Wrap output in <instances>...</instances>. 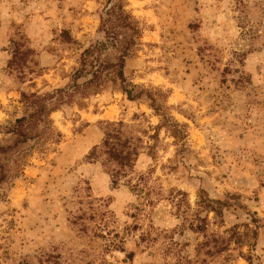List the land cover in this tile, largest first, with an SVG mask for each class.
<instances>
[{"label": "rangeland", "instance_id": "374dc122", "mask_svg": "<svg viewBox=\"0 0 264 264\" xmlns=\"http://www.w3.org/2000/svg\"><path fill=\"white\" fill-rule=\"evenodd\" d=\"M106 2L0 0V145L26 114L24 94L72 83L104 38ZM126 10L142 31L126 85L142 96L110 82L75 94L23 167L5 163L0 264H264V0H126ZM108 133L136 149L127 166L105 153ZM202 190L241 206L218 217L199 205Z\"/></svg>", "mask_w": 264, "mask_h": 264}, {"label": "trees", "instance_id": "16d2710c", "mask_svg": "<svg viewBox=\"0 0 264 264\" xmlns=\"http://www.w3.org/2000/svg\"><path fill=\"white\" fill-rule=\"evenodd\" d=\"M239 9L248 14L252 7L241 2ZM100 18L99 32L104 35V38L84 51L81 56L83 68L74 75L72 83L64 89H57L51 93L23 95L22 105L26 111L25 116L4 128L8 134L12 135V141L8 145H0V184L7 182L14 175L13 170L6 169V164L16 165L20 169L33 153L34 148L48 140L53 132L51 114L63 104L69 103L75 94L87 96L96 93L110 82L116 84L130 100H136L142 96L140 93L134 95V91L128 89L124 74L127 61L134 55L142 32L134 17L126 10V0H107ZM87 66L93 70L92 77L80 85L78 81L84 77ZM153 106L159 112L156 100ZM161 115L164 117V125L171 127L175 137L181 141L182 126L164 113ZM114 138L118 137L115 134H107L105 153L111 160L127 166L136 149H129L128 142L120 144L118 148L111 141ZM126 149H128L127 152ZM200 199L199 205L205 211L215 212L218 217H223L225 211L241 206L237 196L228 195L225 198L212 199L203 190ZM202 231L204 227L200 226L198 232ZM222 251L225 249L217 250V252ZM248 259L251 263L253 262L252 256Z\"/></svg>", "mask_w": 264, "mask_h": 264}, {"label": "bare ground", "instance_id": "6f19581e", "mask_svg": "<svg viewBox=\"0 0 264 264\" xmlns=\"http://www.w3.org/2000/svg\"><path fill=\"white\" fill-rule=\"evenodd\" d=\"M2 116H1V114H0V118H1Z\"/></svg>", "mask_w": 264, "mask_h": 264}]
</instances>
